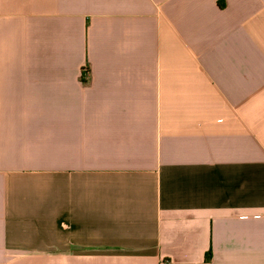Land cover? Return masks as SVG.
Returning <instances> with one entry per match:
<instances>
[{"label": "crops", "instance_id": "obj_1", "mask_svg": "<svg viewBox=\"0 0 264 264\" xmlns=\"http://www.w3.org/2000/svg\"><path fill=\"white\" fill-rule=\"evenodd\" d=\"M0 264H264V0H0Z\"/></svg>", "mask_w": 264, "mask_h": 264}, {"label": "trees", "instance_id": "obj_2", "mask_svg": "<svg viewBox=\"0 0 264 264\" xmlns=\"http://www.w3.org/2000/svg\"><path fill=\"white\" fill-rule=\"evenodd\" d=\"M210 256V252L208 253V256H207V258Z\"/></svg>", "mask_w": 264, "mask_h": 264}]
</instances>
